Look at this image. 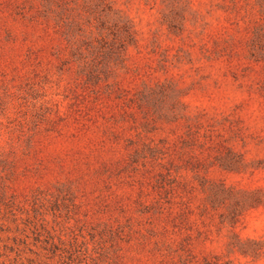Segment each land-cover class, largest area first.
Listing matches in <instances>:
<instances>
[{"label":"rangeland","instance_id":"1","mask_svg":"<svg viewBox=\"0 0 264 264\" xmlns=\"http://www.w3.org/2000/svg\"><path fill=\"white\" fill-rule=\"evenodd\" d=\"M0 264H264V0H0Z\"/></svg>","mask_w":264,"mask_h":264}]
</instances>
